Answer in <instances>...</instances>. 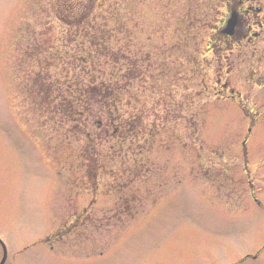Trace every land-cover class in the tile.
<instances>
[{"label":"rangeland","instance_id":"374dc122","mask_svg":"<svg viewBox=\"0 0 264 264\" xmlns=\"http://www.w3.org/2000/svg\"><path fill=\"white\" fill-rule=\"evenodd\" d=\"M183 1L75 0L66 15L56 0H0L5 264H264V210L252 199L254 193L264 202L259 128L247 134L248 114L259 111L257 80L264 61L232 58V75L223 77L248 96L245 108L217 101L220 58L209 53L210 28L198 23L197 32L189 13L181 10ZM85 5L90 13L78 24ZM197 35L202 43L198 76H193ZM149 37L155 40H143ZM110 87L119 91L115 103L104 92ZM52 88L65 100L72 97L71 89L79 103L72 108L47 103L54 100ZM115 126L134 137L137 132L139 139L117 145ZM157 130L162 140L149 155ZM245 136L252 140L247 156L241 145ZM222 150L226 157L216 154ZM105 155L113 163H104ZM151 166L155 172L167 166L181 184L170 182L164 195L153 199ZM86 183L104 191L95 205H88L81 189ZM68 195L79 198L80 210L89 206L91 215L112 217L95 221L100 227H81L96 242L98 234L104 238L103 257L98 256L101 246L95 258L87 256L89 250L68 248L83 229L47 244L67 219L66 213L60 221L57 213L68 212L60 205ZM118 207L123 216L117 221ZM114 230L117 237L111 238Z\"/></svg>","mask_w":264,"mask_h":264},{"label":"flooded vegetation","instance_id":"af4514ba","mask_svg":"<svg viewBox=\"0 0 264 264\" xmlns=\"http://www.w3.org/2000/svg\"><path fill=\"white\" fill-rule=\"evenodd\" d=\"M83 3H88V0H81ZM170 1H176V0H170ZM56 4L59 7H63L64 14L67 15L66 12L70 13L72 10H74V7L76 6L75 0H56ZM181 10L186 13H189L188 20L196 27V30L198 32V23L200 25H204L206 28H210L211 34H209L207 43L209 44L210 48V54L214 53V55L219 59L220 66L218 69L219 71L216 72V99L217 101H228L235 104H243V102L246 101L247 98L244 97V95L237 93L234 91V88L231 85V82L227 79H223V77H228L229 75H232V66L234 61L232 58L236 60H240L241 63L245 62L247 60L248 64L250 61L255 59H260L261 61H264V0H184L181 5ZM66 10V12L64 11ZM89 5H85L83 7L82 15L77 17V19H80L78 24H84V21L86 20L87 16L89 15ZM199 18V19H198ZM234 18V25L230 31H228V23L229 21ZM199 20V21H198ZM63 21H68L63 19ZM137 26H135L136 28ZM86 30H84L85 32ZM198 34V33H197ZM170 39V38H169ZM145 42H153L155 40V37H149L146 39H143ZM176 42H179L178 39H175ZM194 43L196 44V57L192 58V69L190 70V73L193 76H198V45L202 43L201 41H198V35L195 37ZM262 43V44H261ZM259 44V47L257 48ZM252 50V51H251ZM228 62V63H227ZM261 65V63H260ZM214 67V63L210 64V67ZM260 71V70H259ZM219 77V78H218ZM253 82V81H252ZM257 85L259 88V103H258V118L257 116H253L256 113L250 112L248 114L249 124L247 128V134L254 132L257 128L258 133V151H259V161H260V167L263 168V173L261 175L262 180H264V70L260 76V78L257 80ZM68 92L72 94L71 98H67L66 100L63 99V95L60 93V91L56 88H52L51 93L54 100L47 101V103H59L61 102L64 104L66 108H72L74 104L79 103L77 100L73 98V91L69 88H67ZM246 98V99H245ZM245 108V105L243 106ZM244 113V111H243ZM100 129H102L104 126L102 122H97ZM251 125V126H250ZM114 126V123H109L106 128L109 131ZM257 127V128H256ZM134 130V128H133ZM155 131V129H154ZM158 131L154 132L152 134V143L150 144L151 149H149V155H152L155 151V145H157L162 139L159 138ZM135 137L133 136V133H125L122 129L115 126L113 128V137L117 139V145L121 144V142L128 140L132 138L133 141L136 139H139L138 133L135 132ZM140 134H142L140 132ZM86 139L90 138V135L87 134ZM252 143V140L250 137H246L241 141V145L243 148V152L245 153V156H247L248 150L247 147L249 144ZM227 151H230L228 148ZM167 151V150H166ZM110 153L115 154V156L119 155V152L117 149H110ZM168 152V151H167ZM170 153V152H169ZM216 154L218 157H226V151L222 150L216 151ZM110 156L112 154H109ZM109 155H105L102 158V161L105 163V161L113 163V161L110 160ZM169 155V154H167ZM229 156H232L229 154ZM116 162H119L120 165H122L120 160H116ZM216 166V165H215ZM154 166L149 167L148 173L151 174L152 184L150 186L152 189L153 199L160 198L165 193V188L169 186L170 182H174L177 184H181L182 180L180 177L176 176L178 173H170V169L166 166L165 169L162 171L155 172L152 168ZM168 172L170 174H168ZM176 172V171H173ZM157 173V174H156ZM173 177V178H172ZM117 179V177L115 178ZM171 180V181H170ZM97 182V181H95ZM117 181H113V184ZM92 184L86 183L84 189L86 191V195L89 199L88 205H95L98 203L99 200L103 199L102 195H104V191H102V188L100 185H96L93 190H91L90 187ZM83 185L79 186L82 187ZM75 187V186H74ZM84 187V186H83ZM73 189V187H71ZM115 188V194L118 196V206H121L122 204V194L121 191L116 190ZM71 193V191H68ZM61 198V197H60ZM79 198L73 197V196H64L61 198L60 205L65 206L64 208H67V211H64L63 214L57 213V216H60V221H63L62 215H67L66 221L63 223L62 228L60 231L55 232L49 239L47 244H51L54 239L57 241H60L61 239H64L65 237H70V235L63 236L64 232H70L74 233L79 230L85 231L86 225L90 223L99 222L100 220H112L111 216H107V213H98L96 215H91L89 206L83 207L82 210H80L78 207L80 203L77 202ZM252 199L254 202L258 205V207L261 210H264V202L254 196V193L252 194ZM70 211V212H69ZM112 215V214H111ZM123 212L121 210V207H118L116 212L114 213V220H120L122 219ZM69 221H72L71 224ZM98 227L101 225L98 223H95ZM106 225V224H104ZM103 225V226H104ZM84 227V228H81ZM81 228V229H80ZM81 231V232H82ZM95 232H98L97 230H94ZM89 231H85V233H78L76 238H71V244H69L68 248H70L73 252H80V251H86L89 250L90 254H87L88 257L95 258L97 255L96 250L97 247L101 246V250L99 253V257H103L102 251L105 248V241L104 238L101 237L100 234H98L99 241L96 242L95 239L90 238V233H87ZM100 232L105 233L104 236H106V232L104 230H101ZM111 232V231H110ZM117 233H115V230L113 231V234H111V238L117 237ZM89 237V238H88ZM51 242V243H50ZM96 242V243H95ZM98 243V244H97ZM104 246V247H103Z\"/></svg>","mask_w":264,"mask_h":264},{"label":"water","instance_id":"95a60500","mask_svg":"<svg viewBox=\"0 0 264 264\" xmlns=\"http://www.w3.org/2000/svg\"><path fill=\"white\" fill-rule=\"evenodd\" d=\"M5 261H6V251H5V255H4V258H3L2 262H1V264H4Z\"/></svg>","mask_w":264,"mask_h":264}]
</instances>
